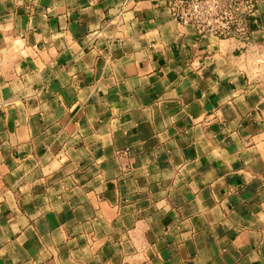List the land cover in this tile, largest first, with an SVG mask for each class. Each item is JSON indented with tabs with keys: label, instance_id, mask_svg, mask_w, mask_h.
I'll return each instance as SVG.
<instances>
[{
	"label": "crops",
	"instance_id": "0c3cea01",
	"mask_svg": "<svg viewBox=\"0 0 264 264\" xmlns=\"http://www.w3.org/2000/svg\"><path fill=\"white\" fill-rule=\"evenodd\" d=\"M166 2L0 0V264H264V0Z\"/></svg>",
	"mask_w": 264,
	"mask_h": 264
},
{
	"label": "built area",
	"instance_id": "2783aa9c",
	"mask_svg": "<svg viewBox=\"0 0 264 264\" xmlns=\"http://www.w3.org/2000/svg\"><path fill=\"white\" fill-rule=\"evenodd\" d=\"M259 0H167L169 16L201 36L245 40L257 22Z\"/></svg>",
	"mask_w": 264,
	"mask_h": 264
}]
</instances>
